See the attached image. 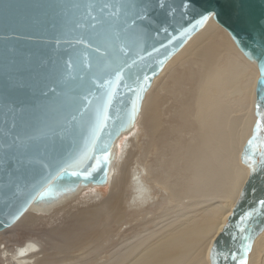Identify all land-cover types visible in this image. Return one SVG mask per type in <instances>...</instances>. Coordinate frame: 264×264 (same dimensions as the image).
I'll list each match as a JSON object with an SVG mask.
<instances>
[{
    "label": "water",
    "instance_id": "95a60500",
    "mask_svg": "<svg viewBox=\"0 0 264 264\" xmlns=\"http://www.w3.org/2000/svg\"><path fill=\"white\" fill-rule=\"evenodd\" d=\"M136 10L147 18L130 30ZM212 18L259 67L251 141L264 152V0H0V232L34 204L108 181L117 141L135 126L155 79ZM253 160L231 233L246 212H263L264 160L249 156L251 169ZM245 224L253 244L264 214ZM233 241L222 240L213 264H227Z\"/></svg>",
    "mask_w": 264,
    "mask_h": 264
},
{
    "label": "bare ground",
    "instance_id": "6f19581e",
    "mask_svg": "<svg viewBox=\"0 0 264 264\" xmlns=\"http://www.w3.org/2000/svg\"><path fill=\"white\" fill-rule=\"evenodd\" d=\"M259 76L257 63L212 18L155 79L135 126L117 141L108 181L81 185L47 207L32 205L0 232V264H94L90 251L96 258L115 240L111 264H211L215 251L224 253L222 240L232 238L229 221L253 180L244 152L255 138ZM165 112L175 119L167 136ZM144 138L163 148L155 176ZM204 154L211 163L200 160ZM144 173L165 192L160 203L149 197ZM250 251L247 264H264V228Z\"/></svg>",
    "mask_w": 264,
    "mask_h": 264
},
{
    "label": "rangeland",
    "instance_id": "374dc122",
    "mask_svg": "<svg viewBox=\"0 0 264 264\" xmlns=\"http://www.w3.org/2000/svg\"><path fill=\"white\" fill-rule=\"evenodd\" d=\"M242 95H235V96H233V97H241ZM168 107V105L166 106V108ZM222 108H224L225 110H226V108L225 107H222ZM222 108L220 109V112L221 113H224V109L222 110ZM223 111V112H222ZM171 114V113H170ZM164 119H165V122H164V134L167 136V133H170V131L168 130L169 129V127H171V125L174 123V117H172V116H170L169 115V112H165L164 113ZM218 121L219 120H217L216 121V123H218ZM172 122V123H171ZM171 123V124H170ZM229 123H231L230 122V120H229ZM211 126V125H210ZM172 132V131H171ZM168 138V137H167ZM173 137H172V135H170V138H168V139H172ZM135 143H136V141H135ZM143 143H144V152H145V155L147 156L146 158H147V166H148V168H149V171H152V173H153V175L155 176V175H157V173H158V171H156V170H154V169H156L157 168V165L159 164V161L162 159L161 158V154H162V152H163V148L161 147V145L157 142V140L155 141V143H153V144H151L150 146H148L147 145V138H144V140H143ZM169 144L171 145L172 143L171 142H169ZM132 149L133 150H137L136 149V147L135 146H133L132 147ZM168 150H170L171 151V146H168V148H167ZM256 151L257 152H259V151H261V147L260 146H257L256 147ZM153 153V154H152ZM244 154H245V152H244ZM205 156L204 157H207V158H204V157H201V161H205L207 164L210 162V160H209V158H208V154H204ZM208 155V156H207ZM165 158H167V157H165ZM206 159V160H205ZM137 160H139V159H137ZM132 162H135V163H137L138 161H136L135 159L132 161ZM211 163V162H210ZM133 166H135V164L133 165ZM215 169H214V168ZM209 168H207V167H204L203 168V170H202V172H206L207 170H208ZM210 170V169H209ZM217 167L213 164L212 165V174L213 173H216L217 172ZM148 173H144V177L146 178V186H147V189H148V191H149V197H154V198H152V199H154V201L155 200H157V201H155V202H158V203H160L161 202V200L160 199H163V195H165V192L163 193L162 192V190H161V187L160 186H158V184L157 183H155V181L154 180H152V179H150V178H148L147 175ZM147 180H149L148 182V184H147ZM166 182H169V183H171L172 182V180L171 179H169V180H166ZM149 186V187H148ZM151 188V189H150ZM101 189L103 190L102 192L105 194V195H108V192H106V188H104V187H102L101 186ZM150 189V190H149ZM151 192V193H150ZM128 194H130V190H128V192H127ZM156 196V197H155ZM150 198V199H151ZM156 198V199H155ZM151 199V200H152ZM185 201H187V200H185ZM174 205H176V203L175 202H173V203H171L170 204V209L172 208V206H174ZM125 232V231H124ZM132 236V235H131ZM25 240V238H22V240ZM35 240H36V238H35ZM0 242L2 243V240H0ZM20 242H22V241H20ZM21 244H25L24 242H22ZM28 243H26V245H27ZM119 244H120V242H119V240H115V245L114 244H109L108 243V245H106L105 246V248H104V251L103 252H101V253H99V255H97V257L95 258V256H94V253L93 252H91L90 251V253L88 254L89 255V258H92V260L94 261V264H111L110 263V260H107V259H109V250H110V248H112L113 250H114V247L115 246H119ZM25 245V247H27ZM47 246V245H46ZM108 247V248H107ZM107 248V249H106ZM93 249H97V248H93ZM99 251V250H98ZM235 251H236V249H235ZM251 252V251H250ZM250 254V253H249ZM212 256V255H211ZM210 256V261H211V264H213V262H212V257ZM61 260H62V258H60ZM71 261V262H70ZM72 263V260H67V261H65L64 263H62V261H60L58 264H71Z\"/></svg>",
    "mask_w": 264,
    "mask_h": 264
},
{
    "label": "snow or ice",
    "instance_id": "6c2138e0",
    "mask_svg": "<svg viewBox=\"0 0 264 264\" xmlns=\"http://www.w3.org/2000/svg\"><path fill=\"white\" fill-rule=\"evenodd\" d=\"M113 7H116V5H113ZM120 7H121V9H124L125 7H127V11L131 12L135 6L131 5V4L125 6L122 4ZM185 7H187V5H185ZM213 14L214 13H210L209 16H204L200 22L202 23L203 21H206ZM146 18L147 17L144 14V12L136 10L133 14L131 21L129 22V29L131 30L136 25V22L138 20L143 21ZM92 19L95 20L96 17H92ZM80 43H84V41L81 40ZM122 79H123L122 75L120 73H117V75H116V87L120 86V82L122 81ZM145 79H147V77H145ZM129 87H131V86L129 85ZM133 91H136V89H133ZM112 99H113V95L109 94V96H108V103L109 104H111ZM249 151H250V158L255 157V155H256V140H253L250 143ZM260 156H261V159L264 160V152L260 153ZM99 163L100 162L97 161L98 165H99ZM252 170L254 173L257 171L254 160L252 162ZM65 171H67V170H65ZM71 175L72 176H80L81 173L73 171L71 173ZM85 178H88L87 174H85ZM259 205H260V208L262 210H264V200H260ZM255 214H256L255 210H250V211L246 212L242 217H240L239 223L235 225V228L237 231L234 233H231V235H232V238L234 241L237 239L240 240V248L235 252L224 255V260L227 262V264H247V255L251 250V245H252L254 233L251 232L250 230H247V225L245 224V220H252V218ZM233 226L234 225H232V224L228 225L229 228H232ZM241 252L243 254H241Z\"/></svg>",
    "mask_w": 264,
    "mask_h": 264
}]
</instances>
